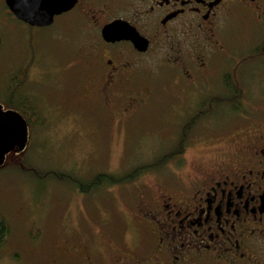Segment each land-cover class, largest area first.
Returning <instances> with one entry per match:
<instances>
[{"label": "flooded vegetation", "instance_id": "flooded-vegetation-1", "mask_svg": "<svg viewBox=\"0 0 264 264\" xmlns=\"http://www.w3.org/2000/svg\"><path fill=\"white\" fill-rule=\"evenodd\" d=\"M237 14L263 26L262 37L247 40L242 48L233 46L226 30ZM113 22L137 34L146 49L129 38L107 41L102 31ZM20 26L30 40L37 31L55 27L90 33L94 54L88 60V85L110 110L120 102L117 113L122 115L141 113L152 95L149 74L170 69L178 87L176 143L194 118V127L205 123L212 129L229 126L225 112L238 117L229 132L219 131L218 147L197 170L186 157L194 145L188 139L173 159L177 163L171 176L134 196L122 218L133 223L137 235L132 242L126 236L121 242L108 241L114 264H264V0H78L43 27L22 21L0 0V47L3 32L14 33ZM36 66V60L30 63L29 76ZM22 68L0 73L8 79L0 100L4 109H17L8 105H14L18 90L11 82ZM36 71L37 76L47 73ZM203 79L217 81L216 86L199 90L195 85ZM17 110L28 122L29 142L31 109ZM84 180L77 182L79 187ZM120 244L125 248L118 249ZM92 246L77 264H96L93 256L102 258L99 247Z\"/></svg>", "mask_w": 264, "mask_h": 264}, {"label": "rangeland", "instance_id": "rangeland-1", "mask_svg": "<svg viewBox=\"0 0 264 264\" xmlns=\"http://www.w3.org/2000/svg\"><path fill=\"white\" fill-rule=\"evenodd\" d=\"M262 27L237 14L226 30L233 46L242 48L247 40L262 37ZM21 28L3 32L0 73L18 66L27 71L36 60L37 68L32 69L21 92L30 96L32 105L26 107L31 109L37 100L42 121L27 111L31 124L27 150L8 155L0 168V212L11 224L0 245V264H77L85 249H95L92 245L102 253V258L93 256L96 264H114L108 241L121 242L126 236L132 242L137 235L133 223H124L123 212H130L134 196L147 184L171 176L177 161L88 194L74 186L98 172L124 174L173 150L177 144L175 120L180 119L175 113L178 87L174 75L167 68L155 69L146 80L152 92L149 104L135 116L122 115L117 113L120 102L110 110L88 85V60L94 54L90 33L55 27L35 32L30 40L23 37ZM42 70L47 73L34 75ZM216 82L203 79L195 87L204 90ZM7 84L8 79L0 74L1 101ZM225 114L229 128L209 129L205 123L192 128L189 140L194 139V145L186 156L192 170L218 147L219 131L229 132L238 121L235 112Z\"/></svg>", "mask_w": 264, "mask_h": 264}, {"label": "water", "instance_id": "water-1", "mask_svg": "<svg viewBox=\"0 0 264 264\" xmlns=\"http://www.w3.org/2000/svg\"><path fill=\"white\" fill-rule=\"evenodd\" d=\"M78 0H6L10 10L22 21L31 26H48L56 15L70 10ZM107 41L120 38L131 39L141 50L147 43L135 33L127 32L119 22L106 25L102 31ZM1 44V37H0ZM28 141V126L23 115L13 109L5 110L0 104V166L11 151H22Z\"/></svg>", "mask_w": 264, "mask_h": 264}, {"label": "trees", "instance_id": "trees-1", "mask_svg": "<svg viewBox=\"0 0 264 264\" xmlns=\"http://www.w3.org/2000/svg\"><path fill=\"white\" fill-rule=\"evenodd\" d=\"M28 77H29L28 70L26 71L25 69H22L17 74V76L14 78V80L11 82L12 84L11 88L14 91L18 90V92L15 93L17 94V96L13 97L15 106L10 101H9L8 106L15 107L21 110H26L28 109L26 108V105L27 106L32 105V102L30 101V98H29L30 96L24 95L21 92L22 90L21 88L28 80ZM33 103H34V107L31 108V117H37L38 120L42 121L41 119L42 111H40L39 109L40 105L37 102V100L33 101ZM197 120H198L197 118L196 119L194 118L187 125V127L185 126L183 127L184 131L181 134L180 140L177 142V146L174 147L173 150L163 152L164 156L162 157L159 156L158 158H155L153 161L137 166L133 170L125 172L124 174H108V173L93 174L90 179L86 178L83 181L84 184L81 187H79L77 183L74 187L78 188L81 193L88 194L91 192L99 191L100 189L110 184H119L122 182H127L135 177H138L139 175L143 174L147 170L152 171L154 169H159L162 165H165L168 162L173 161V159L175 158V155L181 154L183 152L184 147L188 143L189 134L191 133V130L194 127ZM10 231H11V224L9 220L3 215L2 212H0V245H2L5 242Z\"/></svg>", "mask_w": 264, "mask_h": 264}]
</instances>
